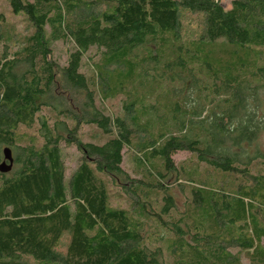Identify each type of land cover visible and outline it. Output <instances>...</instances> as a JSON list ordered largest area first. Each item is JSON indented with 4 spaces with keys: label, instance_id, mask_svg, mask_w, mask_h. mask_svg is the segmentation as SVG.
Returning <instances> with one entry per match:
<instances>
[{
    "label": "trees",
    "instance_id": "trees-1",
    "mask_svg": "<svg viewBox=\"0 0 264 264\" xmlns=\"http://www.w3.org/2000/svg\"><path fill=\"white\" fill-rule=\"evenodd\" d=\"M226 1L6 0L31 30L0 22V264H264V0Z\"/></svg>",
    "mask_w": 264,
    "mask_h": 264
},
{
    "label": "rangeland",
    "instance_id": "rangeland-1",
    "mask_svg": "<svg viewBox=\"0 0 264 264\" xmlns=\"http://www.w3.org/2000/svg\"><path fill=\"white\" fill-rule=\"evenodd\" d=\"M223 5L229 9L230 8V2L223 0ZM7 25V27L12 28L11 31L13 34L17 35L18 37L27 35L28 32H30L31 28L25 21L23 16H16L11 12V9L9 8L6 0H0V22ZM10 47H13L11 49V53L15 52L17 49V46L15 44H10ZM221 46V45H220ZM4 44L3 42L0 43V54L4 51ZM224 48V46H221ZM225 49V48H224ZM73 50V45L69 42H58L53 47V58L54 60L60 64L62 67L66 65L68 61V57ZM10 51V48H9ZM99 54L96 49L92 50L89 54L85 56L84 59V72L87 74V76L92 77L94 75V71L89 67L92 66L94 63H96L99 60ZM98 105L103 106L106 109V112L111 115H119L121 113V104L124 100L123 95H116L114 98H111V100L107 101L104 100L101 95L98 96ZM36 129L31 130H23L24 135L28 139L36 138ZM85 134H87V140H92V135L95 134V129L93 130L90 127L84 128ZM258 146L262 151H264V132L261 135V137L258 140ZM81 160V154L78 151V149L75 146L72 147H64V161H65V167H66V176L69 180L71 175L74 173V171L77 169L79 163ZM173 160L175 164L177 165H184L185 167L190 166V168L194 169V159L191 157V155L187 152H179L176 153L173 156ZM123 168L133 177V178H139L140 174H138V169L133 163V160L131 158L130 153L125 151L124 154V165ZM205 169V166H202L201 171ZM108 188L110 189V195H111V203L114 207H122V208H129V204L127 201V196L125 192L120 191L113 187L108 181ZM176 198H177V204L180 210L184 208L185 203V195L181 191L180 188L175 189ZM67 247V241L64 240L60 249L61 252H64ZM251 255V253H249ZM248 253H246L245 257L243 258V262L245 264L249 263L250 256Z\"/></svg>",
    "mask_w": 264,
    "mask_h": 264
},
{
    "label": "water",
    "instance_id": "water-1",
    "mask_svg": "<svg viewBox=\"0 0 264 264\" xmlns=\"http://www.w3.org/2000/svg\"><path fill=\"white\" fill-rule=\"evenodd\" d=\"M5 157H6V161H9L11 164L7 165L6 162H4L1 166H0V171L6 172V171H10L12 168V164H13V158H12V154L10 150H6L5 151Z\"/></svg>",
    "mask_w": 264,
    "mask_h": 264
}]
</instances>
